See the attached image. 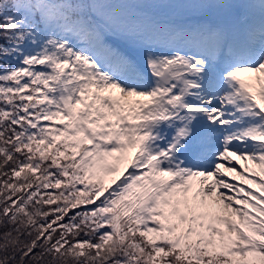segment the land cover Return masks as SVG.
I'll return each mask as SVG.
<instances>
[{
  "label": "snow or ice",
  "instance_id": "6c2138e0",
  "mask_svg": "<svg viewBox=\"0 0 264 264\" xmlns=\"http://www.w3.org/2000/svg\"><path fill=\"white\" fill-rule=\"evenodd\" d=\"M0 264H264V0H0Z\"/></svg>",
  "mask_w": 264,
  "mask_h": 264
},
{
  "label": "rangeland",
  "instance_id": "374dc122",
  "mask_svg": "<svg viewBox=\"0 0 264 264\" xmlns=\"http://www.w3.org/2000/svg\"><path fill=\"white\" fill-rule=\"evenodd\" d=\"M221 162V161H220ZM225 167H235L237 168V170H240V166L237 163H232V164H228L225 161L221 162ZM229 182L235 183L234 180L232 181L231 179H229Z\"/></svg>",
  "mask_w": 264,
  "mask_h": 264
},
{
  "label": "bare ground",
  "instance_id": "6f19581e",
  "mask_svg": "<svg viewBox=\"0 0 264 264\" xmlns=\"http://www.w3.org/2000/svg\"><path fill=\"white\" fill-rule=\"evenodd\" d=\"M221 162H224L223 160L221 161ZM226 163H228V164H232V163H237L235 160H233V161H225ZM242 163V162H241ZM239 166H240V163H237ZM229 168V167H228ZM234 174L233 173H229V174H227V178L228 179H231L232 181H233V179H232V176H233ZM234 182H236V181H234Z\"/></svg>",
  "mask_w": 264,
  "mask_h": 264
}]
</instances>
